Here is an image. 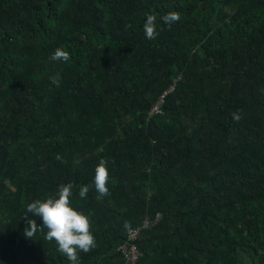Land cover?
Wrapping results in <instances>:
<instances>
[{
  "label": "trees",
  "instance_id": "16d2710c",
  "mask_svg": "<svg viewBox=\"0 0 264 264\" xmlns=\"http://www.w3.org/2000/svg\"><path fill=\"white\" fill-rule=\"evenodd\" d=\"M69 182L96 242L80 264H122L147 217L136 264H264V0H0V264H70L41 218L23 235Z\"/></svg>",
  "mask_w": 264,
  "mask_h": 264
},
{
  "label": "clouds",
  "instance_id": "9594fccd",
  "mask_svg": "<svg viewBox=\"0 0 264 264\" xmlns=\"http://www.w3.org/2000/svg\"><path fill=\"white\" fill-rule=\"evenodd\" d=\"M180 18L178 12L170 11L162 17V20L170 27L173 23L179 21ZM156 20V15L147 14L146 22L143 24L144 34L149 40H154L159 34ZM50 59L52 61L68 62L70 60V54L62 48H57ZM51 79L53 83L57 84V86L59 85V81L56 77H51ZM232 118L236 122L242 119L238 112H234ZM106 164L107 160L101 159L95 169L94 187L98 193L97 199H102L104 196L110 194L107 186L109 181V170ZM73 187L74 184L72 182L61 184L55 196H49L43 201L37 199L29 203L27 205L26 214L23 215L26 220L23 235L28 239H34L38 231L37 220L29 218L28 214L31 213L34 217L42 219V227H40L39 230L43 232V229H47L44 239L49 242L55 241L58 246V251L67 257L70 264H80L78 252H89L96 246V242L94 235L90 231L91 225L89 218L71 206L70 197L72 196ZM88 192L89 187L87 185L81 186L79 196L81 198H86ZM160 218L161 214L156 215L155 221H158ZM128 230L129 229L126 231L124 241L126 240ZM142 231L143 229L141 233ZM138 240L137 245L141 251ZM141 256L136 263L141 259ZM122 264H124V260Z\"/></svg>",
  "mask_w": 264,
  "mask_h": 264
},
{
  "label": "built area",
  "instance_id": "2783aa9c",
  "mask_svg": "<svg viewBox=\"0 0 264 264\" xmlns=\"http://www.w3.org/2000/svg\"><path fill=\"white\" fill-rule=\"evenodd\" d=\"M170 91L174 90L170 87ZM167 92L165 93V95ZM164 103V95L159 99V101L153 106L150 115H157L160 113L161 107ZM153 221L150 217H147L142 225L129 228L126 240L119 245V250L123 255L124 264H135L139 257L142 255L138 248L137 240L143 228L151 226Z\"/></svg>",
  "mask_w": 264,
  "mask_h": 264
}]
</instances>
